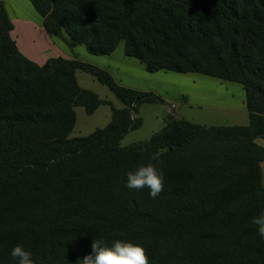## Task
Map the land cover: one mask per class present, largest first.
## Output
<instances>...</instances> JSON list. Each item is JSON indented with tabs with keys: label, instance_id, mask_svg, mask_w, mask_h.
<instances>
[{
	"label": "trees",
	"instance_id": "1",
	"mask_svg": "<svg viewBox=\"0 0 264 264\" xmlns=\"http://www.w3.org/2000/svg\"><path fill=\"white\" fill-rule=\"evenodd\" d=\"M47 34L148 73L201 74L242 86L248 126L207 127L169 117L147 142L120 144L139 126L133 114L162 102L121 87L79 60L37 65L11 37L0 1V264H77L93 239L142 245L150 264H264L252 219L264 211V0H29ZM92 75L125 107L102 130L70 138L76 107L103 103L82 90ZM55 161V163H52ZM153 164L164 176L155 199L130 190L127 173ZM238 204L239 206H234Z\"/></svg>",
	"mask_w": 264,
	"mask_h": 264
},
{
	"label": "crops",
	"instance_id": "2",
	"mask_svg": "<svg viewBox=\"0 0 264 264\" xmlns=\"http://www.w3.org/2000/svg\"><path fill=\"white\" fill-rule=\"evenodd\" d=\"M0 1L4 4L8 17L13 25V31L11 32V37L16 42L17 49L19 50V52L23 56H25L26 59H28L29 61L41 66L48 59L51 60L56 58H62L66 60H79L84 63L95 65V67H98L108 72L109 75H111L113 79L117 82V84L121 87L140 91V92H152L156 95H159L163 99L160 104H162V107L166 110V116L162 118L160 117V119L158 120V122L161 121V124L163 123V127L165 120L169 117L180 119V118H176V116L174 115V111H176V109L178 108V101L190 107H204V105L201 104L200 101H198L197 99H193V96L189 92H186L184 87H181V85L178 83H172V81L170 80V77H173L171 76L172 72L165 73L164 71H159L156 73H148L146 71L145 66L141 64L140 61L126 57L124 55L125 52L124 43H120L117 49L115 50V52H113L110 55L107 56L91 55L86 51L87 49L85 48V46H83L84 48H80L76 46V44L71 40L68 41V43H64L56 36L47 34L42 26L43 25L42 18L34 10L32 5L29 3V0H0ZM17 26L19 27L17 28ZM23 26L25 27V30L27 32L26 35L28 36L29 44H27L26 42L21 43L19 40L20 36L17 34L19 32L18 29H20V27ZM40 42H43L44 46L46 47L42 49H38L39 47H41V44L39 45ZM78 72L81 71H77L75 73V79L77 81L78 86L82 90L93 92L97 96V98L103 103L94 111V113H90V114L87 113L84 107H82L84 108L85 113L88 115L89 119L83 121L81 127L79 128L80 131L79 134H81L86 130V128L88 127V122L91 121L93 122L94 120H97L99 115H101V118L98 121L99 123H97V125L100 124L101 125L98 128H94V130H90L85 135H81L75 138L87 137L95 133L97 130H102L106 128L107 125L111 122V120H113V111L114 110L122 111L125 108L117 99H116L118 101L117 103H115L113 100L110 101L102 100L99 98L100 96L96 92L92 91V89H89L88 87H84L83 85H81V83L82 84L87 83V79L82 77V79L79 81L76 76ZM212 79H216V78H212ZM216 80L221 81L217 83L216 86L219 89H221L222 91L221 97L225 96V99L222 100L223 102L221 103L222 105L220 106L213 105L212 107H208V108H212L216 110H227L231 115L240 114L244 122L247 121V124L235 125V126H248L249 115L245 106L246 96L242 97V93H241L240 104H238L237 106L234 100L235 95H233V93L235 92V90L237 91L239 89L232 87L233 86L232 84H236V83H232L231 81H224L220 79H216ZM212 85L214 86V84ZM144 105H148V104H144ZM141 106L138 108V111L141 108ZM137 113L133 114V120L135 122H138L139 126L130 130L129 133L134 130H140L144 126L143 123L144 121L138 119V117L135 116V114ZM243 114H247V119L246 117H244ZM77 119L78 118L76 115L75 125L72 132L77 127ZM202 126H207V125H202ZM222 126H230V125H222ZM163 127L160 128L154 134L161 131ZM207 127H216V126H207ZM230 127H234V126H230ZM150 138L139 143L147 142ZM260 147L264 148L262 146ZM261 170H262V174H261L262 184H264V162L261 163Z\"/></svg>",
	"mask_w": 264,
	"mask_h": 264
},
{
	"label": "rangeland",
	"instance_id": "3",
	"mask_svg": "<svg viewBox=\"0 0 264 264\" xmlns=\"http://www.w3.org/2000/svg\"><path fill=\"white\" fill-rule=\"evenodd\" d=\"M23 12V11H22ZM24 13V12H23ZM25 14V13H24ZM19 26H17L18 28ZM17 33L20 36L21 43L29 44L28 36L26 35L25 27H20ZM41 47L38 49H42L44 46L43 42H40ZM76 44V43H75ZM122 45V44H121ZM76 46L80 48H84L83 46L76 44ZM173 77H170L172 83H178L181 87H184L186 92H189L193 99H197L200 101L204 107H190L185 105L182 102L178 101V108L174 111V115L176 118L184 119L186 121L207 125V126H222V125H243L247 124V121L244 122L243 118L240 114L231 115L227 110H216L208 107H212L213 105L220 106L225 96L221 97L222 91L219 89L216 84L221 82L216 79L209 78V76L201 75V74H177L171 73ZM77 79L80 81L83 78L87 79V83L82 84L84 87H88L92 89V91L96 92L102 100H113L115 103L118 101L116 97L104 86L100 85L93 76L87 74L85 72H78ZM195 82V83H193ZM224 83V82H223ZM214 84V86L212 85ZM232 87H235L239 90H235L233 93L234 100L236 105L240 104V97L242 93V97L245 96L244 90L240 85L232 84ZM241 89V91H240ZM233 101V100H232ZM234 102V101H233ZM120 104V103H118ZM77 115V127L71 133L70 138L79 137L81 135H85L90 130H94V128L100 127L97 125L98 121L101 118V115L98 116L97 120L93 122H88V127L84 132L79 134V128L81 127L84 120L89 119L88 115L85 113L84 108L77 107L75 109ZM247 119V114H243ZM138 119L143 120L144 126L140 130H134L130 132L121 142V147H126L131 144L139 143L150 138L155 132H157L160 128L163 127V123L161 121L158 122L160 117L166 116V110L162 107V104H148L143 105L139 109L138 113L135 114ZM256 143L262 147H264V139H256Z\"/></svg>",
	"mask_w": 264,
	"mask_h": 264
},
{
	"label": "clouds",
	"instance_id": "4",
	"mask_svg": "<svg viewBox=\"0 0 264 264\" xmlns=\"http://www.w3.org/2000/svg\"><path fill=\"white\" fill-rule=\"evenodd\" d=\"M126 187L137 191L147 188L150 197L155 199L164 190V176L153 164L140 165L135 171L127 173ZM257 198L264 199V193L258 192ZM252 224L257 227L258 236L264 240V211L253 217ZM10 255L18 264H35L32 253L23 245L12 247ZM77 264H150V262L146 249L140 244L117 239L109 246L103 239H93L91 253L78 259Z\"/></svg>",
	"mask_w": 264,
	"mask_h": 264
}]
</instances>
